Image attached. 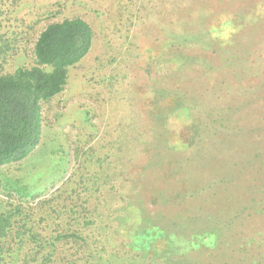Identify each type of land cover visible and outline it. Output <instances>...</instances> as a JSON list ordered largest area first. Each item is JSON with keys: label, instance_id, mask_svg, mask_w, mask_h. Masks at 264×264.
Returning a JSON list of instances; mask_svg holds the SVG:
<instances>
[{"label": "rangeland", "instance_id": "374dc122", "mask_svg": "<svg viewBox=\"0 0 264 264\" xmlns=\"http://www.w3.org/2000/svg\"><path fill=\"white\" fill-rule=\"evenodd\" d=\"M34 1L51 12L33 29L35 16L19 21L29 38L64 16L94 37L43 104L39 143L0 165V206L48 196L77 170L96 243L128 257L104 264H241V0ZM121 4L142 5L132 26ZM178 24L201 36L165 47ZM145 233L157 238L144 251ZM243 264H264V0H243Z\"/></svg>", "mask_w": 264, "mask_h": 264}, {"label": "trees", "instance_id": "16d2710c", "mask_svg": "<svg viewBox=\"0 0 264 264\" xmlns=\"http://www.w3.org/2000/svg\"><path fill=\"white\" fill-rule=\"evenodd\" d=\"M33 6L34 0H0V165L22 160L39 143L43 104L65 89L69 70L89 52L93 42V28L81 16L47 20L29 38L28 27H18L19 21L35 16L33 29L41 21V14L51 12L38 11ZM123 7L124 24L132 26L142 5ZM225 13L223 9L224 24L228 26ZM204 26H200L199 31L207 36L202 35L206 42L219 39L221 26L218 28L214 23L208 28ZM164 29L165 47L172 42L180 47L201 36L184 24H178V31ZM213 30L216 32L209 36ZM185 56L189 57L178 53V65L188 63ZM169 92L160 91V96ZM178 108H182L184 116L188 115L187 107ZM194 125L197 130L196 122ZM78 174L73 170L50 195L35 202L3 201L0 206V264H104L103 259L110 262L112 256L120 258L118 262L127 263L126 252L110 251L104 244L98 246L96 243L99 232L90 231V226L96 228L98 218L89 209L88 199L81 196L79 184L74 183ZM93 208L96 211L97 207ZM156 236L136 234L134 242L145 251L152 248L153 241L142 238Z\"/></svg>", "mask_w": 264, "mask_h": 264}]
</instances>
